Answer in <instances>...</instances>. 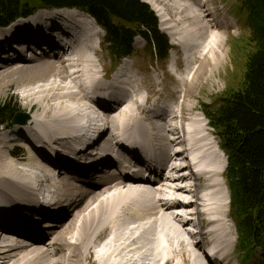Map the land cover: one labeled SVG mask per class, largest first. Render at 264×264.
<instances>
[{
  "label": "bare ground",
  "instance_id": "1",
  "mask_svg": "<svg viewBox=\"0 0 264 264\" xmlns=\"http://www.w3.org/2000/svg\"><path fill=\"white\" fill-rule=\"evenodd\" d=\"M142 2L185 57L175 80L183 87L178 110H147L148 97L138 80L131 85L127 64L106 78L104 31L87 14L42 9L0 29V96L13 88L30 115L25 125L0 133L2 264H226L235 253L223 179L227 159L208 120L194 115L188 101L224 66L232 22L212 0ZM61 23L70 33L63 53L57 50ZM25 39L29 53L19 48ZM102 107L110 113L101 116ZM118 141L129 147L118 148ZM19 145L40 156L11 158ZM108 165L111 172L99 170ZM191 167L198 172L194 181ZM206 246L212 261L202 253Z\"/></svg>",
  "mask_w": 264,
  "mask_h": 264
},
{
  "label": "trees",
  "instance_id": "2",
  "mask_svg": "<svg viewBox=\"0 0 264 264\" xmlns=\"http://www.w3.org/2000/svg\"><path fill=\"white\" fill-rule=\"evenodd\" d=\"M250 33L237 43L243 54L242 81L228 89L216 105H201L228 158L226 179L231 195L230 216L236 227L240 255L264 249V0H233ZM78 9L91 15L106 32L113 64L133 53V42H147L152 61H164L172 49L159 28L157 15L141 0H0V28L38 9ZM19 113L15 102L0 105V129ZM9 121V122H8Z\"/></svg>",
  "mask_w": 264,
  "mask_h": 264
},
{
  "label": "rangeland",
  "instance_id": "3",
  "mask_svg": "<svg viewBox=\"0 0 264 264\" xmlns=\"http://www.w3.org/2000/svg\"><path fill=\"white\" fill-rule=\"evenodd\" d=\"M171 1L173 0H166L165 3H170ZM176 1L177 2L179 1L182 4L188 3L187 2L188 0H176ZM212 1L215 4V7L224 13L226 19L229 20V22H232L229 27V30L227 31L228 37H226L227 43H226L225 49L227 52V58H226V62L224 66L214 74L212 81H210L211 79L203 81L204 82L202 83L203 85L201 84L200 86H198V88H196L194 92L192 93L191 97H189L188 101L195 104V107H196L194 111V115L197 114L196 113L197 111L202 114L201 105L202 107L203 105H210V106L216 105V100L218 99V97L222 96L228 89H232V88L236 89V87L240 85L242 81V76H243L244 51L242 52V54H240L239 51L236 49L235 45L239 43L240 46H246L243 40L244 39L246 40L250 33L249 27L246 23V18L236 14L235 9L233 8V5H231V3L225 2L228 0H212ZM158 4H159L158 6L162 7L160 3ZM17 21H20V20H16V22ZM158 21L160 23L159 17H158ZM160 26H161V23H160ZM1 29H4V28H1ZM211 31L215 32L216 34L218 33L217 30H214V29ZM105 36L106 35L103 32L102 37L99 40V44H100V49L102 52V58H101L102 64L106 68V71H105L106 78L108 76L112 78L116 70L118 71L120 67H122L124 64H127L128 70H131L132 73L134 74V78L132 80L131 85L135 87V85H137L136 81L138 80V87L140 89L143 87L141 89L142 95L144 96L143 98L146 99L148 97V101L145 105L147 110H149V108L158 110V111L162 110L163 112L175 110V109L178 110L179 105L181 104L180 96L182 95L181 90L183 87H181L180 85L179 87L176 84L177 83L176 75H180V73L182 74V71L184 69L185 57L178 47L172 45V40L170 39V37L166 35L167 38L169 39V42H171L170 45L173 46L174 49H171L168 60L164 62L160 61L157 64L153 63L151 59L148 60L147 59V57H149L148 47L146 48V42L142 38L139 37V38H136L133 43L134 52L132 55L134 57H131V59H126L123 62H119L117 67L115 68V71L113 72L114 74H108L111 71V68H114V64H113L114 62L111 60L109 51L104 42ZM26 40L27 39L22 40V41H26ZM174 52H177L176 54L177 56H175V58H173ZM178 65L180 67H178ZM31 73H30L31 74L30 76L35 77V74H33V72ZM103 82H106V81L104 80ZM139 84L142 86L140 87ZM174 99H177L178 101ZM10 102H15L18 105L19 112L22 114H26L27 116H29V119H30V115L28 114V111L24 110V108L22 107V104H21L22 102L20 101V98L16 95L15 90L13 88H11L10 90L4 91L3 94L0 96V105L8 104ZM30 113H32L31 110H30ZM8 126H14V124H12V122H9L6 127L0 130V133L5 132ZM211 131L214 134V137L218 141V138L216 137L214 131L212 129ZM19 146H15L13 148L12 154L10 157L11 158L19 157L21 159H28L29 158L28 151L24 149V146H21V147H23V150H25L26 155L21 154L22 151H19V150H17L16 152L15 148ZM225 177H226V174L223 175V179L225 180V183H226V188H227L226 194H228L230 198V192L227 187L228 183L226 182L227 177L226 178ZM229 208L230 207L228 206L227 208L228 213L227 212L226 213L228 214L230 222L233 225V222L231 221V218H230ZM232 227L234 228V233H236L235 227L234 226ZM234 237L233 238L236 240V243H237V235ZM45 241L50 242L51 239L49 238V239H46ZM236 257H237L236 253H233L232 258L228 260L226 264H261V263L264 264V250L263 249H257L252 254V256L249 258L245 256L244 258L240 257V259L238 260L236 259Z\"/></svg>",
  "mask_w": 264,
  "mask_h": 264
},
{
  "label": "water",
  "instance_id": "4",
  "mask_svg": "<svg viewBox=\"0 0 264 264\" xmlns=\"http://www.w3.org/2000/svg\"><path fill=\"white\" fill-rule=\"evenodd\" d=\"M28 120H29V116L19 112L15 116L13 122L16 123V124H26L28 122Z\"/></svg>",
  "mask_w": 264,
  "mask_h": 264
}]
</instances>
